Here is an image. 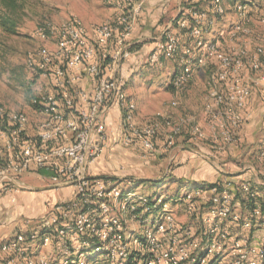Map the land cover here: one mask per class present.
I'll use <instances>...</instances> for the list:
<instances>
[{
	"label": "built area",
	"instance_id": "1",
	"mask_svg": "<svg viewBox=\"0 0 264 264\" xmlns=\"http://www.w3.org/2000/svg\"><path fill=\"white\" fill-rule=\"evenodd\" d=\"M145 1L105 0L119 11V21L101 24L92 35L77 19L60 27L46 23L38 30L40 40L54 41L56 50L29 52L26 62L48 79L49 89L33 100L40 116L34 127L26 113L0 107V195H8L16 203L18 192L30 190L20 180L30 174H42L54 187H68L73 193L55 204L39 226H16L14 237L1 245L0 264H86L93 255L110 264H128L138 253L147 255L138 264H264V241L255 244L249 234H233L237 227L247 233L264 228V211L251 183L237 185L225 180L183 191L178 197L153 198L125 190L112 178L91 176L92 165L106 148L105 117L111 108L118 106L122 111L125 129L135 127L137 107L128 97L120 72L132 56L129 41ZM214 4V13L223 16L226 11L221 0ZM234 7L238 15H244L246 5L241 0ZM262 10L264 17V7ZM189 14L194 20L207 16L194 9ZM178 25L190 30L192 49L182 52L181 38L167 34L150 53L149 65L162 67L164 58L183 53L172 80L179 93L187 89L197 71L211 61L218 63L209 82L204 116L213 133L214 149L221 151L236 141L248 117L244 112L252 86L243 83L241 74L246 68L260 71L264 38L253 53L227 55L219 42L203 39L207 31L202 24L188 27L186 20H179ZM234 30V34L248 31L241 25ZM85 79L91 83L89 90L80 86ZM178 105L173 99L171 108ZM184 127L192 141L206 138L195 117L176 122L164 113L136 133L144 147L153 150L152 139L158 133L168 134L169 148ZM261 160L264 162V152ZM240 194L254 200L245 215L235 208ZM205 196L209 200L204 208ZM172 204L202 223L203 236L176 226ZM153 214L150 226L139 237L126 231L122 217L145 223Z\"/></svg>",
	"mask_w": 264,
	"mask_h": 264
},
{
	"label": "rangeland",
	"instance_id": "2",
	"mask_svg": "<svg viewBox=\"0 0 264 264\" xmlns=\"http://www.w3.org/2000/svg\"><path fill=\"white\" fill-rule=\"evenodd\" d=\"M195 1L190 0L184 2L181 11H179L180 13L176 16L173 14L171 21H168L169 19H167V21L162 22L164 24L162 30L156 35H152V38L156 40H151V42L158 43V41L165 35L174 33L181 38L182 52L184 51V48L192 49L194 39L189 34L190 30L187 28L182 29L178 25L179 20H186L188 27L197 23L202 24L204 31H207L204 33L203 39H212L206 35L212 33L213 37H215L213 39L220 40V46L227 55H237L244 51L253 53L260 44V40L264 38V17L262 15L264 0H241V2L246 5L243 16L236 13L234 7L235 1L221 0L226 13L219 17L214 14L215 0ZM16 2L18 6L15 15L17 20L16 34L0 30V107H4L8 111H21L26 113L31 121L32 127H34L40 116L37 113V109L33 105V100L39 94L47 92L49 87L47 85L48 79L44 78L39 70L28 67L26 62L27 54L29 52L39 51L40 49H47L50 52L56 50L54 41L44 42L40 40L37 34L38 30L46 23H52L53 25L60 27L77 19L85 30L92 35L94 29L101 24L106 22L117 24L119 19L116 21L109 20L110 15L114 12V7L107 4L105 0H16ZM195 8L198 9L197 11L202 12V14H206V18H203V20L195 18L194 20L192 15L189 14V11L192 9L195 10ZM84 20H86L88 24H86ZM211 22L212 24H210ZM236 25H241L248 31L239 33L236 32V34H234V28ZM222 32L223 39H221ZM206 36L208 38H206ZM132 41L131 37L129 43L132 44ZM181 55L184 56L183 53H180L176 58L179 59ZM164 59L162 67H148L149 72L146 71L145 73L141 72V74H137L136 80L130 82L129 87L126 85L128 97L135 100L133 102L136 104V107L137 102H139L138 106L140 107V111H142L141 116L143 122H138L136 118L135 127L133 129H125L122 126L119 141L121 148L133 153V155H136L139 158L152 159V156L156 157L159 155L158 161H151L147 164V166L159 169L160 173L158 177L156 175L155 176L156 178H160V180L142 182L132 181L134 179L128 178L126 179L127 182L120 184V186L125 190L135 191L138 194L153 198L178 197V195L182 194L181 192L177 195V191H179L182 186L175 180H172L171 177L174 175V172L178 171L181 167V159L178 158V156L183 149L178 147L180 143H177L176 141L174 146H170L168 148V134L161 131L152 139L154 145L153 150H148L144 147L141 142L142 138H140L136 132L138 129L141 130L144 129L145 126L150 125L158 114L164 113L165 115L173 118V115L171 114L172 109L174 110V108H171L173 98L179 104L175 109L180 110V115L188 114L190 117H198L203 106V100H205L206 104L209 98V82L212 74L218 68V63L211 61L206 67L196 72V75L201 73V78L198 80V84L193 86L191 89V85L195 79L193 77L187 89L176 93L174 89L170 88L172 80L175 76L174 74H176L175 60L171 58V62L169 59H166L165 61ZM262 62V67L259 72L246 68L241 74L243 83H248L252 86V92L247 98V105L244 112L248 115V117L243 122L242 127H244L251 120L249 103L252 97L253 89H261L262 93H259L258 97L264 102V80H262L264 77V58L262 59ZM205 88H207V91H205ZM138 109L139 108L137 107V111ZM107 136L109 141L110 133L108 130ZM108 141L106 148L108 147ZM200 142L202 141H196L193 143ZM190 144L192 149L199 151L198 146H195L192 143ZM263 152L264 146L258 153L259 161L262 164H264L261 160ZM126 158L128 159V157ZM126 158L113 163L112 166L115 171L121 172L125 168L130 167L128 164L131 162H124ZM195 159L199 160L200 156H196ZM110 177L113 176H109V178ZM114 181L118 180L114 179ZM128 181L131 182V184ZM29 183L35 182L29 181ZM27 186L30 188L29 191L37 192V190H34L32 186ZM253 190L255 191L254 188ZM173 205L176 206V204H172L171 209ZM51 206L52 205L47 206L44 213L45 218L51 211ZM155 215L156 214H153V216L150 217V221H146L145 223L139 220H133L130 216H125L122 218L126 221V223H122H124L127 232L130 233V231H134V234L139 237V235L143 233L144 229L150 226ZM174 217L175 224L181 231L189 230L190 227L186 226L187 224L184 220H177L175 214ZM190 229H192V233L194 235L203 236L204 228L200 231H198V229L196 231L193 228ZM233 234L235 236L245 234L251 235L238 227ZM181 235L182 234H180V238L183 237ZM133 240L131 246L134 249L136 245L135 239ZM86 264L110 263H108L104 258L93 255L86 260Z\"/></svg>",
	"mask_w": 264,
	"mask_h": 264
},
{
	"label": "crops",
	"instance_id": "3",
	"mask_svg": "<svg viewBox=\"0 0 264 264\" xmlns=\"http://www.w3.org/2000/svg\"><path fill=\"white\" fill-rule=\"evenodd\" d=\"M187 1L190 0L145 1L144 9L134 23L132 34L133 41L131 44L132 56L125 61L120 72L121 78L125 80L128 87L130 82L136 80L137 74H141V72L145 73L146 71L149 72L148 67L151 66L149 65L148 58L156 46V42H151V40H156L152 38V35H156L162 30L164 25L162 22L167 21V19L171 21L173 14L176 16L180 13L179 11H181L182 5ZM119 17L120 13L114 7V12L110 15L109 20L116 21ZM84 22L88 24L86 20H84ZM222 34L223 32L221 33V39H223ZM206 35L212 38L209 40H214L213 38H215L212 33ZM207 36L206 38H208ZM166 59L172 62V60H170L171 58H165L164 61ZM173 60H175V72H177L179 67L178 59L174 58ZM200 75L201 73L197 75L195 73V79L191 85V89L198 84V80L201 78ZM80 86L88 90L91 89V83L86 79ZM205 91H207V88H205ZM259 93H262L260 88L253 89L249 103L251 120L240 129L236 141L226 146L225 149L220 152L214 150L213 145L215 143L212 139L213 133L204 116L205 100H203V106L199 112V116H195V118L206 133V138L200 143H193L194 141L190 139L189 130L184 127L181 135L176 139V142L180 143L178 147L183 149L178 156V158L181 159V167L178 171H175L174 175L171 177L172 180H175L182 186L181 189L177 191V195L195 187L231 180L237 185L241 183H251L257 193V201L264 207V164L260 163L258 158V153L264 146V102L259 99ZM130 99L135 101L133 98ZM138 103L139 102H137V107L139 109L136 118L138 122H143L141 116L142 111H140ZM171 114L176 122L180 121L185 116H189L188 114L180 115V110L177 109H172ZM105 124L110 133L108 147L98 161L92 165L90 169L91 176L96 178H109V176H113L110 178L117 179V182L120 184L127 182L126 179L128 178L134 179L132 181L142 182L160 180V178H156L160 173L159 169L147 166L151 161H158L159 155L156 157L152 156V159H142L121 148L119 141L122 127V111L118 106H113L111 108L105 117ZM190 143L198 146L199 151L192 149ZM196 156H200V159H195ZM126 157H128V159ZM123 158H126L124 162H131L128 164L130 167L125 168L121 172L115 171L112 166L113 163ZM20 180L22 183L32 186L37 192L29 190L18 192L16 203H12L8 195H0V258L3 257L1 245L4 241L14 237L16 226L23 227L26 223H28L30 227L39 226L41 223L45 222L44 213L47 206L52 205L51 207H53L59 202L68 200L73 193V190L68 187H54L49 179L42 174L26 175ZM29 181L35 183H29ZM208 200V196L203 198L202 206H204V208L207 206ZM235 208L237 212L243 215L248 212L249 207L247 206V198H245L244 195L240 194L237 197ZM172 211L177 220H184L186 222L187 227L193 228L195 231L197 229L198 231L202 229V223L196 220L192 215L187 214V212L178 205H173ZM235 230L236 228H233V232H235ZM250 234L255 244L264 241V228L254 229Z\"/></svg>",
	"mask_w": 264,
	"mask_h": 264
},
{
	"label": "trees",
	"instance_id": "4",
	"mask_svg": "<svg viewBox=\"0 0 264 264\" xmlns=\"http://www.w3.org/2000/svg\"><path fill=\"white\" fill-rule=\"evenodd\" d=\"M17 8L18 6L16 0H0V30L4 32L16 34L17 20L15 18L16 17L15 15ZM195 10L197 11L198 9L195 8ZM215 16L219 17V15L216 14ZM213 41L219 42L220 40L214 39ZM170 88L174 89L173 84L170 85ZM253 205H254V200L247 199V206L251 208L253 207ZM260 205L262 207V204ZM262 210L264 211V207H262ZM146 258H147L146 254L138 253L132 257V259L129 261L128 264H138L140 262L143 263Z\"/></svg>",
	"mask_w": 264,
	"mask_h": 264
}]
</instances>
